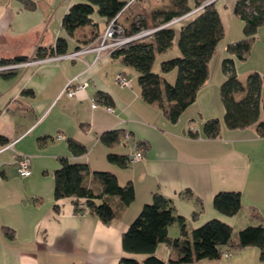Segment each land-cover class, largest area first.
<instances>
[{
    "label": "crops",
    "instance_id": "1",
    "mask_svg": "<svg viewBox=\"0 0 264 264\" xmlns=\"http://www.w3.org/2000/svg\"><path fill=\"white\" fill-rule=\"evenodd\" d=\"M75 1L0 0V57L32 59L38 46H52L57 37L64 36L62 18ZM235 1L214 0L224 35L209 60L204 84L176 122H170L157 106L142 99L135 70L106 51H88L75 59L41 58L0 73V135L6 138L5 143H11L0 151V264H117L126 254L121 248L122 233L155 192L171 199L188 232L212 218L229 224L234 239L246 225H264V136L256 133L254 125L232 129L222 120L219 87L225 76L221 61L230 56L227 43L243 37V22L233 12ZM29 3L31 7L26 6ZM187 3L195 7L194 0ZM169 4L170 0H134L119 21L127 27L138 16ZM93 20L95 26L86 24L67 38L66 52L95 43L106 23L101 16ZM177 54L174 43L172 49L158 55L154 70L159 72L160 60ZM235 70L239 79L250 72L264 77V23L258 26L246 59L236 60ZM118 73L130 78L129 86L116 82ZM162 75L171 82L175 70ZM72 77L77 82L86 81V87L72 97L60 94ZM100 93L109 97L106 102L97 98ZM260 93L264 99V82ZM91 99L96 107H91ZM210 118L220 120L215 138L202 132L204 121ZM111 129H121L127 140L122 136L120 143L105 146L98 137ZM69 138L85 145L86 153L72 155ZM136 148L143 150L142 157L126 166L107 160L108 152L129 155ZM21 155L30 158L31 173L25 177L15 169L16 157ZM61 157L85 162L92 170L110 171L120 184L130 181L133 201L108 224L90 212L76 213L70 197L55 202L53 172ZM225 190L240 193L241 207L232 216L212 205L213 195ZM186 191L193 195L188 197ZM195 199L200 201L201 210L192 218L197 209ZM4 226L13 230V239L3 235ZM168 235L179 236L176 223L168 226ZM155 255L166 261L172 252L159 243ZM258 255L255 246H223L218 258L189 264H264ZM129 256L138 260L144 257Z\"/></svg>",
    "mask_w": 264,
    "mask_h": 264
},
{
    "label": "trees",
    "instance_id": "2",
    "mask_svg": "<svg viewBox=\"0 0 264 264\" xmlns=\"http://www.w3.org/2000/svg\"><path fill=\"white\" fill-rule=\"evenodd\" d=\"M26 2L24 1L25 4ZM127 2L125 0L73 2L62 18L61 29L64 36L57 37L52 46H38L34 58L41 59L66 52L67 38L73 36L77 28L86 24L93 26L97 24L91 16L94 10L107 24L117 13L128 8ZM203 2L204 0H194L195 7L202 5ZM26 6L31 7L32 4ZM192 9L187 0H170L169 5L151 9L145 16H138L127 27L119 21L123 12L117 17V21L123 26L126 34H129L142 28L161 26L171 18ZM233 12L243 22V37L227 43L226 51L230 56L224 57L221 61V70L225 76L219 87L224 109L222 120L226 127L232 129L254 125L256 133L264 136V99L260 95L264 77L257 72H250L244 79H239L235 70L236 60L246 59L256 30L264 23V0H236ZM223 35L220 15L212 2L203 5L180 25L159 27L150 38L129 43L116 49L112 55L120 57L124 65L135 70L142 99L157 106L170 122H176L183 110L195 100L198 90L204 84L208 76L209 60ZM174 43L178 54L160 60L159 72L154 70L158 55L172 49ZM25 58V56L10 59L0 57V64ZM171 70H175L173 82H169L162 75ZM96 96L99 99L103 98L104 102L109 98L103 93ZM219 131L218 118L204 121L202 132L206 137L215 138ZM189 134L195 135L193 132ZM120 137L127 140L121 129H111L102 132L98 139L105 146L113 147L122 141ZM44 139L40 138L41 141ZM5 142L6 138L0 135V143ZM67 145L74 156H80L87 151L85 145L71 138L67 140ZM128 156L108 152L106 157L111 163L126 166L129 163ZM58 163L53 172L54 201L65 197L72 198L76 213L90 212L104 224H108L134 199L131 182L120 184L110 171L92 170L87 163L73 162L66 157L59 158ZM186 194L188 197L193 195L191 191H186ZM195 202L197 209L192 212V218L201 210L200 201L195 199ZM212 205L220 213L232 216L241 207L240 193L233 190L218 191L212 197ZM54 207L57 208L56 203ZM173 223L179 227L178 237L168 235V226ZM2 233L7 239H13L11 228L2 227ZM235 236L236 239L233 238L234 232L229 224L216 218L209 219L188 232L185 219L175 212L171 199L155 192L150 202L142 205L122 233L121 248L126 254L119 257L117 264H189L218 258L223 246L228 248L255 246L259 250V259L264 261L263 224L246 225L239 229ZM159 243L166 244L172 252V256L166 261L155 255V248ZM130 254H142L144 257L138 260L129 256Z\"/></svg>",
    "mask_w": 264,
    "mask_h": 264
},
{
    "label": "built area",
    "instance_id": "3",
    "mask_svg": "<svg viewBox=\"0 0 264 264\" xmlns=\"http://www.w3.org/2000/svg\"><path fill=\"white\" fill-rule=\"evenodd\" d=\"M132 1L133 0H129L126 6L130 4ZM212 2H214V0H204L202 5H199L193 8L192 10H189L185 13H182L180 15L171 18L169 21H167L161 26L146 27L129 34H126L123 26L117 21L118 20L117 17L120 15L121 12H123V10H121L119 13H117V15H115L107 22L103 31L96 37L94 44L89 46H81L77 49H74L73 51L56 54V55H50L42 59H54V60L61 58L75 59L88 51H93L96 54H100V52L106 51L107 54L110 55L116 49L126 46L129 43L150 38L159 27L180 25L182 22L186 21L188 18L193 16L195 12L199 11L203 5ZM38 60L41 59L32 58V59H25L20 61H10V62L1 63L0 73H7L14 71L17 68L26 67L30 64L35 63ZM115 80L118 84L122 86H129L131 81L130 78L123 73L116 74ZM86 85H87L86 81L77 82L75 81L74 77L69 78L66 80L60 94L64 93L68 97H72L78 94L79 92H81L86 87ZM97 105L98 104L96 103V101L94 99H91V107H96ZM105 109L107 111H112V107L110 106H105ZM9 147H11V143L9 142L0 144V151ZM142 155H143V150L140 148H136L132 153L129 154L128 162L130 163L135 160H138L142 157ZM15 169L19 176L25 177L30 175L31 173L30 158L27 155H21L16 157ZM227 254L228 253H226L225 255Z\"/></svg>",
    "mask_w": 264,
    "mask_h": 264
},
{
    "label": "rangeland",
    "instance_id": "4",
    "mask_svg": "<svg viewBox=\"0 0 264 264\" xmlns=\"http://www.w3.org/2000/svg\"><path fill=\"white\" fill-rule=\"evenodd\" d=\"M125 1H129V0H125ZM127 11H128V9H127ZM91 16H92L94 19H99V18H100L99 14L97 13L96 10H94V12L91 14ZM171 82H173V81H171Z\"/></svg>",
    "mask_w": 264,
    "mask_h": 264
}]
</instances>
